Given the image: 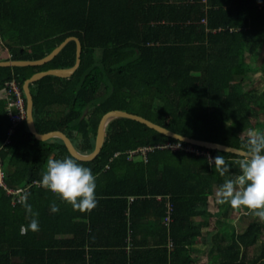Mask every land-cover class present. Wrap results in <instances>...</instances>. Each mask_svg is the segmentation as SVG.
<instances>
[{
    "label": "trees",
    "instance_id": "obj_1",
    "mask_svg": "<svg viewBox=\"0 0 264 264\" xmlns=\"http://www.w3.org/2000/svg\"><path fill=\"white\" fill-rule=\"evenodd\" d=\"M67 37L81 43L79 67L68 78L46 76L29 89L36 131H61L80 154L92 152L98 122L112 110L241 150L248 129L264 132V88L257 92L258 79L248 80L260 74L264 81V0H0V47L8 51L0 61L42 59ZM75 51L71 41L44 65L0 67V93L10 80L22 90L33 74L72 67ZM9 127L0 98L4 182L13 189L31 185L27 203L39 214V230L21 232L30 217L0 188V264H193L190 249L201 227L192 219L216 230L220 219L236 214L246 228L239 233L231 226L228 240L218 231L213 264H264V241L256 255L248 254L264 238V221L215 196L228 176L239 174L242 157L184 142L179 150L161 148L179 141L116 118L106 126L99 154L77 160L95 175L97 199L92 209L79 210L32 185L48 157L71 156L63 142L36 140L23 120L3 145ZM142 147L152 148L146 161L139 154L128 159L127 152ZM185 147L223 155L230 173L220 176L207 156ZM150 236L156 240H145Z\"/></svg>",
    "mask_w": 264,
    "mask_h": 264
},
{
    "label": "clouds",
    "instance_id": "obj_2",
    "mask_svg": "<svg viewBox=\"0 0 264 264\" xmlns=\"http://www.w3.org/2000/svg\"><path fill=\"white\" fill-rule=\"evenodd\" d=\"M243 144V157L237 163L239 174L230 175L216 189L218 203H228L233 208L241 206L252 210L254 215L264 221V132L248 129ZM208 164L224 177L230 173L231 166L223 155L209 157ZM38 183L56 194L62 202L73 209L90 210L96 203V177L89 167H85L72 156L63 158L48 157L46 169ZM28 194L20 196V201L30 217L27 225H21V232L39 230L38 212L27 203ZM50 211L58 212L59 205L50 203Z\"/></svg>",
    "mask_w": 264,
    "mask_h": 264
},
{
    "label": "water",
    "instance_id": "obj_3",
    "mask_svg": "<svg viewBox=\"0 0 264 264\" xmlns=\"http://www.w3.org/2000/svg\"><path fill=\"white\" fill-rule=\"evenodd\" d=\"M73 41L76 46V51H75V63L72 67L70 68H61V69H50L47 71H42L36 74H33L30 78L26 79L22 85V93L24 96L25 100V123L27 126L28 131L34 136L36 140L39 141H47L52 138H58L60 139L63 144L66 147V150L68 153L76 158L78 161L81 162H89L92 161L100 152L104 140H105V129L108 123L116 118H125L129 120L136 121L138 123H141L148 127L149 129H152L166 137L173 138L175 140H178L180 142H184L190 145L202 147L205 149H210V150H216L220 152H225V153H230L233 155H237L240 157H243V151L241 149H237L234 147L222 145L219 143H213V142H208V141H201V140H195L191 139L188 137H184L178 134H175L168 129L159 126L141 116L134 115L125 111L121 110H112L100 118L98 125H97V130H96V138H95V144H94V149L92 150L91 153L83 155L80 154L74 147L72 141L61 131H51L47 132L44 134H40L36 131L35 125H34V120H33V115H32V108H33V99L32 95L30 93L29 85L46 77V76H56L60 78H68L71 76L76 69L80 65V56H81V43L80 41L75 38V37H67L62 43H60L56 48H54L48 55L43 57L42 59L39 60H34V61H13V60H7V61H0V67H24V66H41L46 64L47 62L51 61L62 49L63 47Z\"/></svg>",
    "mask_w": 264,
    "mask_h": 264
},
{
    "label": "built area",
    "instance_id": "obj_4",
    "mask_svg": "<svg viewBox=\"0 0 264 264\" xmlns=\"http://www.w3.org/2000/svg\"><path fill=\"white\" fill-rule=\"evenodd\" d=\"M5 101V108L7 112V116L10 122V127L7 130L6 138L3 145H7L10 143V137L12 136L15 127L20 124L23 120H25V101L23 99V93L15 80H10L5 84V89L3 90V98ZM161 148H168L171 150H179L182 148L181 142L176 144H167ZM152 148L142 147L134 151L127 152L128 159H132L135 155L139 154L143 161L145 160V155L148 151H151ZM184 150L191 154H201L207 156L209 159V155L205 153H199L196 149L192 147H185ZM5 172L3 170L2 162L0 161V188L5 192L7 196L11 198V205L16 206L20 205L22 202L20 201V196L27 192L28 188L31 185L25 186L23 188H9L6 186L5 182ZM32 185H39L37 182H33ZM158 199H161L158 197ZM132 198H130V201ZM166 209L167 215L164 218V223L168 224L171 221L170 214L172 212V205L169 203L168 198L166 197Z\"/></svg>",
    "mask_w": 264,
    "mask_h": 264
},
{
    "label": "crops",
    "instance_id": "obj_5",
    "mask_svg": "<svg viewBox=\"0 0 264 264\" xmlns=\"http://www.w3.org/2000/svg\"><path fill=\"white\" fill-rule=\"evenodd\" d=\"M6 53H8V51L4 47H0V58L7 56L8 54ZM0 98H3V91L0 93ZM208 209L214 211L213 205H210ZM221 220L225 219H220V222ZM192 222L193 224L201 227V234L197 238L194 246L190 249V255L194 260L193 264H213L212 256L214 253L211 251V248L214 247L213 236L215 230L208 229L207 222L200 220V218H193ZM215 239H217V237ZM145 240L153 242L156 240V236L146 237Z\"/></svg>",
    "mask_w": 264,
    "mask_h": 264
},
{
    "label": "rangeland",
    "instance_id": "obj_6",
    "mask_svg": "<svg viewBox=\"0 0 264 264\" xmlns=\"http://www.w3.org/2000/svg\"><path fill=\"white\" fill-rule=\"evenodd\" d=\"M264 54V48L262 49V51L260 52V56H262ZM247 60L249 61V59L247 58ZM254 64H257L256 61H253ZM260 74H251L248 77L249 81H253L255 79H258L255 83H254V88L257 90V92H260L261 90H263L264 88V81L263 79H259L260 78ZM249 209H247L244 206L239 207V211L238 213H245L247 212ZM247 225V221L243 222L241 221V218L239 217V215H235L232 216V218L229 219H225V220H221V222H217L216 223V230L214 231V247L211 248V251L214 253L215 252V238L217 237V233L218 231L222 232L224 231L226 233V240H228L227 238H229V236L232 233V229L231 226L235 227L236 231L239 233H243V231L245 230ZM264 241V238H261L259 240V242H257V244L255 246H253L252 248L249 249L248 254L249 257H251L252 255H256L258 253L259 247L261 245V243Z\"/></svg>",
    "mask_w": 264,
    "mask_h": 264
}]
</instances>
